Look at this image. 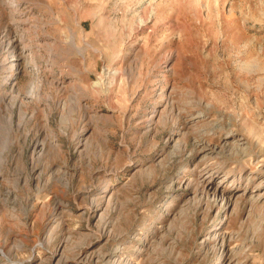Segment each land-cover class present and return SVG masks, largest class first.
Returning a JSON list of instances; mask_svg holds the SVG:
<instances>
[{
    "label": "rangeland",
    "instance_id": "obj_1",
    "mask_svg": "<svg viewBox=\"0 0 264 264\" xmlns=\"http://www.w3.org/2000/svg\"><path fill=\"white\" fill-rule=\"evenodd\" d=\"M0 264H264V0H0Z\"/></svg>",
    "mask_w": 264,
    "mask_h": 264
}]
</instances>
